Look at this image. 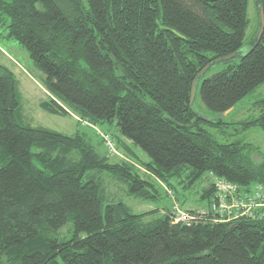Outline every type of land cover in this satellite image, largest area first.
Here are the masks:
<instances>
[{
  "label": "trees",
  "instance_id": "16d2710c",
  "mask_svg": "<svg viewBox=\"0 0 264 264\" xmlns=\"http://www.w3.org/2000/svg\"><path fill=\"white\" fill-rule=\"evenodd\" d=\"M247 7L248 0H0V37L15 40L40 71L48 95L39 106L113 124L117 133L102 131L130 159L110 161L83 132L24 120L18 80L0 62V264H264V216L219 221L189 209L195 217L184 221L169 210L133 212L108 197L102 175L143 201L159 189L137 165L171 189L174 180L192 188L205 172L247 190L264 187L254 146L218 142L207 127L228 122L205 121L189 104L196 73L242 47ZM261 82L264 27L248 52L209 68L195 99L220 114ZM254 106L258 115L236 122L242 130L264 129V98ZM206 197L211 204L212 183L199 194Z\"/></svg>",
  "mask_w": 264,
  "mask_h": 264
},
{
  "label": "rangeland",
  "instance_id": "374dc122",
  "mask_svg": "<svg viewBox=\"0 0 264 264\" xmlns=\"http://www.w3.org/2000/svg\"><path fill=\"white\" fill-rule=\"evenodd\" d=\"M247 13L249 24L241 47L243 50L249 46V38L256 29V0H248ZM0 62L9 67L18 80V87L21 94V109L24 120L32 125H42L64 134H72L76 131L80 133L83 132L94 145L96 151L100 154H106L110 161H130V159L119 148L116 149V152L112 153L106 149L103 143V139L98 132L99 129L100 131L107 129L109 133H117V129L113 124L108 125V123H104L98 126H93L80 120L75 115L52 114L46 112L39 106L40 100L45 99L48 93L38 82V76L40 74L39 69L33 64L26 50L15 40L0 37ZM216 67L218 68L219 66L217 65ZM262 98H264V82L255 86L249 93L239 100L236 105H234V108L229 113L220 118L225 122H228L227 125H222L220 128L207 127L218 142L227 143L238 141L241 143L252 144L254 148L250 151V157L256 164L264 161V129L259 126H253L242 130L240 124L236 122L258 115L259 109L254 106V103ZM195 105L202 115L206 117L213 120H217L220 117L219 113L207 110L198 97L195 99ZM133 148L141 160L147 159V155L139 147L133 146ZM137 167L143 178L151 179L155 182V185L159 189L157 199L154 201H143L128 196L125 194L124 187L121 183L112 177H108L107 173H103L102 175L104 176L105 182L104 186L109 198L124 201L133 212H142L154 208L158 209L159 213L169 210L173 212L172 215L175 220L186 221L191 219V217H195V215L188 214V218L186 217L185 219H182L183 212L186 213L189 209L196 210L197 212H204L203 214H200V216H208V218H211L212 220H215V218H222L218 213L211 210L212 208L208 197L199 198V194L203 187L208 186L211 183L214 187V176L211 172H205L201 179L193 184L192 188L183 189L177 183V180H174L173 183L175 184V189H171L159 180H154L149 172L142 167L138 165ZM255 185L249 190L245 189L246 192L253 190ZM260 198L264 201V194H262ZM209 213H211V215H209Z\"/></svg>",
  "mask_w": 264,
  "mask_h": 264
},
{
  "label": "built area",
  "instance_id": "2783aa9c",
  "mask_svg": "<svg viewBox=\"0 0 264 264\" xmlns=\"http://www.w3.org/2000/svg\"><path fill=\"white\" fill-rule=\"evenodd\" d=\"M103 143L109 152H116V147L111 136L103 131H98ZM214 176V197L211 202V210L222 218L215 220L224 221L239 217L259 218L264 216V201L260 196L264 194L261 185H255L253 190H246L223 177ZM241 189V190H240ZM203 214L204 212H197ZM190 213L183 212V218H188ZM193 218V217H191Z\"/></svg>",
  "mask_w": 264,
  "mask_h": 264
},
{
  "label": "water",
  "instance_id": "95a60500",
  "mask_svg": "<svg viewBox=\"0 0 264 264\" xmlns=\"http://www.w3.org/2000/svg\"><path fill=\"white\" fill-rule=\"evenodd\" d=\"M256 9H257V25H256V29H255L254 34H253V38L248 44L249 46L245 50L240 48L238 51H236L234 53H230V54L218 57L213 62H211L208 65H205L202 69H200L196 73V75L194 76V78L191 82L190 95H189V104L190 105L194 104L197 86H198V82H199L200 78L209 70L210 67H212L215 64L227 62V61H230V60H233V59L239 57L243 53L248 52L249 49H252V47L259 41L260 35H261V33L263 31V27H264L263 9H262V6L259 4V0H258V2H256ZM233 108H234V106L229 107L228 109L221 112L219 115L220 117L219 116L218 117L221 118V117L225 116ZM200 117L205 121H212L213 120V119L206 117L204 115H201Z\"/></svg>",
  "mask_w": 264,
  "mask_h": 264
}]
</instances>
